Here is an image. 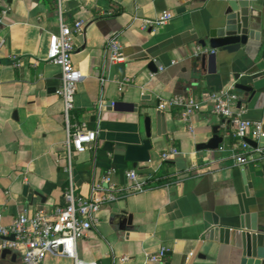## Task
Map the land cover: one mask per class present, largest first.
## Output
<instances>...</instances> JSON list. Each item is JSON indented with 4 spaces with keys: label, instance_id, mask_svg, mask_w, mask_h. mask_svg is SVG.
<instances>
[{
    "label": "crops",
    "instance_id": "crops-1",
    "mask_svg": "<svg viewBox=\"0 0 264 264\" xmlns=\"http://www.w3.org/2000/svg\"><path fill=\"white\" fill-rule=\"evenodd\" d=\"M224 0H0L7 11L0 27V214L5 225L38 210L52 213L64 205L69 175L63 147L67 129L63 103L56 95L61 70L46 59L49 38L60 19L68 25L84 22V32L73 38V63L84 76L78 85L71 124L86 122L99 130L97 150L76 155L72 176L76 194L89 196L93 184L107 170L125 186V172L136 170L152 178L147 192L122 196L103 206L97 229L78 241L80 259L116 264L129 256L144 264L147 256L164 250L161 264H235L237 250L205 239L207 212L235 227L240 217L257 215L264 223V142L245 167L228 158L232 129L211 112L210 96L237 82L253 92H242L232 108L249 121L264 124V37L228 54L211 50L207 33L224 13ZM264 5V0H263ZM173 19L163 27H149L164 13ZM118 32L124 62L105 61L107 38ZM205 41L206 47L201 42ZM214 52V73L201 56ZM199 70V75H195ZM107 81L102 83V79ZM178 96L203 103L192 116L170 105ZM104 101L99 108L100 99ZM241 101L240 108L238 107ZM110 102L135 104L138 112L115 111ZM165 114V132L157 136L156 113ZM151 118V160L133 169L117 155L119 144L138 145L146 139L144 119ZM219 129L224 142L215 151L202 150ZM171 149L179 154L162 161ZM29 192L24 194V189ZM264 245V231L261 237ZM0 264H22L21 256H2ZM43 264H73L48 256Z\"/></svg>",
    "mask_w": 264,
    "mask_h": 264
},
{
    "label": "built area",
    "instance_id": "built-area-1",
    "mask_svg": "<svg viewBox=\"0 0 264 264\" xmlns=\"http://www.w3.org/2000/svg\"><path fill=\"white\" fill-rule=\"evenodd\" d=\"M62 8L65 0H55ZM8 12L0 11V27L4 26V20ZM173 19L169 12L162 14L154 20H145L149 27L166 26ZM84 22L76 21L73 25L65 24L61 19L57 33L49 38L47 61L56 65L61 70L60 85L56 95L63 103V117L67 129V138L64 143L63 153L67 161L64 168L69 175V186L63 199L64 205L57 207L52 213L38 210L33 216L22 214L5 225L0 214V252L10 250L21 256L22 264H43L48 256L72 260L73 264H99L98 262L85 261L79 258L77 252L78 241L87 237V232L97 229L100 223L99 213L104 205L120 199L122 196H130L147 192L153 186L152 178H142L136 170L125 172L128 183L118 186L114 182L116 170L111 167L100 182L91 187V194L83 196L76 194L72 176V160L76 155L88 151L97 150L99 130H91L86 122L71 124L72 112L75 109V97L78 85L84 76L73 63L75 35L83 34ZM121 34L112 33L107 38L105 61L108 65L124 62L123 48L120 40ZM214 54V52H212ZM102 83L107 79L103 78ZM211 112L227 122L232 129V142L227 147H220L221 152H227L228 158L236 165L245 167L255 154H262V147H253L247 140L260 142L264 139V124L257 121H249L241 114H235L232 108L238 102V96L233 91L222 90L210 96ZM102 98L99 108L103 107ZM170 105L182 111L188 117L199 112L203 103L192 98L178 96L170 101ZM179 152L171 149L161 156L162 161H167L171 156H177ZM10 237H13L11 240ZM165 251L157 255L147 256L144 264H161ZM116 264H132L129 256L115 258Z\"/></svg>",
    "mask_w": 264,
    "mask_h": 264
},
{
    "label": "water",
    "instance_id": "water-1",
    "mask_svg": "<svg viewBox=\"0 0 264 264\" xmlns=\"http://www.w3.org/2000/svg\"><path fill=\"white\" fill-rule=\"evenodd\" d=\"M180 4L192 0H177ZM225 7L223 15L215 22V27L207 33V39L211 50H221L228 54H234L240 51L242 46H247L251 41H260L264 37V5L263 0H224ZM206 47L205 41L201 42ZM215 54H203L201 56L202 70L205 63H208V72L214 73ZM195 75H199V70ZM237 84L235 90L237 95L241 96L242 92H253V90L239 82V76L234 77ZM239 101L238 107L241 106ZM115 111L138 112V106L135 104H123L110 102L108 105ZM157 136H163L165 132V114L158 111L156 113ZM146 139L138 145L119 144L116 147V154L123 157L126 164H130L133 169H137L140 164H147L151 160V143L152 127L151 118L147 116L144 119ZM224 138L220 136L219 129L214 128V137L207 143L198 146V150L215 151L222 145ZM247 142L257 147V143L251 140ZM264 142V139L260 141ZM29 192L28 188L24 189V194ZM226 219L217 214L210 212L205 213L204 221L207 225L205 239L209 242H219L230 245L235 248V264H264V245L261 237L264 231V223L259 225L257 215L240 217L235 227L226 226ZM12 240L13 237H10ZM12 255V251H2V256Z\"/></svg>",
    "mask_w": 264,
    "mask_h": 264
}]
</instances>
